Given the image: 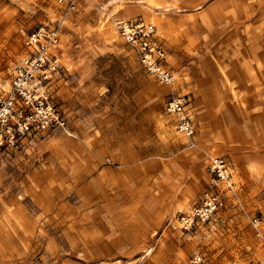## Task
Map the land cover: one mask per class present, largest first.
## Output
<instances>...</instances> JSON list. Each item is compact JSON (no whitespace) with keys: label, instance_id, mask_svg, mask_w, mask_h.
I'll return each mask as SVG.
<instances>
[{"label":"rangeland","instance_id":"1","mask_svg":"<svg viewBox=\"0 0 264 264\" xmlns=\"http://www.w3.org/2000/svg\"><path fill=\"white\" fill-rule=\"evenodd\" d=\"M134 17L156 27L172 85L115 32L111 20ZM40 25L59 26L39 90L68 129L0 147V264H264L247 218L264 229V0H75L69 11L0 0V93ZM177 94L192 146L164 108ZM213 156L228 161L234 195L224 189L225 206L196 228L170 230L210 188Z\"/></svg>","mask_w":264,"mask_h":264},{"label":"built area","instance_id":"2","mask_svg":"<svg viewBox=\"0 0 264 264\" xmlns=\"http://www.w3.org/2000/svg\"><path fill=\"white\" fill-rule=\"evenodd\" d=\"M55 1L69 11L75 0ZM111 21L118 37L132 47L144 72L163 85H172L176 80L175 72L167 63L166 51L158 40L156 27L137 17ZM58 28L40 25L25 36L27 55L12 68L9 87L0 93V147L17 146L19 140L32 134L68 129L66 118L60 114L53 100L39 90L41 81L55 68L50 46L57 40ZM188 102L185 94H177L166 100L164 108L174 116V130L192 146L195 128L187 113ZM207 169L211 176L210 188L202 193L196 205L173 218L170 230L185 232L196 228L225 206L224 189L234 195L228 161L223 156L211 157ZM247 218L254 234L264 239L262 218L256 215H247ZM190 263L199 264L200 256L195 254Z\"/></svg>","mask_w":264,"mask_h":264},{"label":"crops","instance_id":"3","mask_svg":"<svg viewBox=\"0 0 264 264\" xmlns=\"http://www.w3.org/2000/svg\"><path fill=\"white\" fill-rule=\"evenodd\" d=\"M123 2H124V1H123ZM113 9H115V7H114V8H110L109 11H112ZM112 19H113V18H112ZM114 19H115V18H114ZM153 20H155V19H153Z\"/></svg>","mask_w":264,"mask_h":264}]
</instances>
